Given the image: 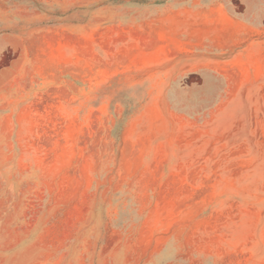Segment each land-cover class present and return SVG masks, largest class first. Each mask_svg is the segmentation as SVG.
I'll use <instances>...</instances> for the list:
<instances>
[{"label": "rangeland", "instance_id": "rangeland-1", "mask_svg": "<svg viewBox=\"0 0 264 264\" xmlns=\"http://www.w3.org/2000/svg\"><path fill=\"white\" fill-rule=\"evenodd\" d=\"M224 1L232 12L244 9L241 0ZM189 2L0 0V37H16L0 68L18 58L22 43L28 47L27 68L16 62L0 75L12 92V127L38 131L32 140L44 149L43 165L28 168L26 215L20 169H13V264H122L125 241L199 239V177H174L172 185L164 184L169 169L141 167L147 159H164V153L145 139L134 146L121 140L128 119L143 107L151 79L172 77L167 81L173 103L164 106L199 116V90L188 97L180 89L199 82V73L181 75L179 58L132 69L139 21L164 6ZM244 92V103L224 109L231 127L244 129L252 160L251 195L231 204L251 212L240 227L231 223L238 215L219 217L211 236L203 238L231 239L235 233L264 240V81ZM183 156L169 152L166 158ZM159 189L168 194L159 197Z\"/></svg>", "mask_w": 264, "mask_h": 264}, {"label": "crops", "instance_id": "crops-1", "mask_svg": "<svg viewBox=\"0 0 264 264\" xmlns=\"http://www.w3.org/2000/svg\"><path fill=\"white\" fill-rule=\"evenodd\" d=\"M241 2L244 9L240 12L229 10L224 0L208 5L191 0L177 7L164 6L140 20L142 26L133 33L137 59L132 69L146 70L179 58L181 75L199 73V82L180 88L188 97L199 90V116L164 106L173 103L168 99L167 81L172 77L151 79L143 107L128 119L121 140L126 145L129 139L134 146L145 139L164 153V159H147L141 164L148 169H169L164 184L172 185L174 177L198 176L199 213L203 217L199 220V239L125 241L122 264H264V240L236 237L235 233L231 239L203 238L211 236L219 217L238 215L240 218L231 223L240 227L245 225V214L251 212L250 207L235 208L231 204L251 195L252 160L244 129L231 127L230 114L224 109V105L244 103L245 87L264 81L263 7L260 0ZM13 40L16 37L11 35L0 37V61L14 48ZM18 49V58L1 67L0 75L16 62L27 68L26 43ZM11 94L10 86L0 83V264H13L15 258L11 199L17 170L13 169H20L19 196L25 202L26 215L28 168L43 165L39 152L44 150L42 144L32 140L40 135L38 131L21 125L13 129ZM169 152L184 153L185 158H166ZM164 193L168 191L159 189V197Z\"/></svg>", "mask_w": 264, "mask_h": 264}]
</instances>
